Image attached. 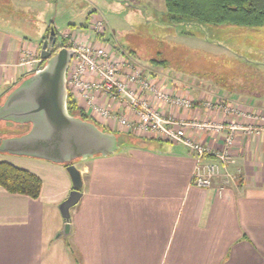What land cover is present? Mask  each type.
I'll use <instances>...</instances> for the list:
<instances>
[{"label":"crops","instance_id":"0c3cea01","mask_svg":"<svg viewBox=\"0 0 264 264\" xmlns=\"http://www.w3.org/2000/svg\"><path fill=\"white\" fill-rule=\"evenodd\" d=\"M95 13L87 18L90 27L57 32L61 44L66 36H79L97 45L105 41L115 59L135 62L157 89L193 100L194 108L185 110L146 95L164 118L200 125L188 126L187 137L215 153L223 150L224 140L235 126L231 151L236 164L230 168L234 181L224 184L217 179L209 189L193 186L196 162L183 144L127 132L113 120L92 115L80 95L76 96L77 107L100 128L164 142L157 148L126 147L109 157L77 161L84 189L71 210L72 230L67 239L61 235L66 221L60 206L73 185L65 166L0 156V162L27 170L43 181L38 199L0 188V264H264V97L244 91L231 94L207 83L184 86L157 69L144 68L133 54L105 36L107 20ZM101 21L106 32L98 36L93 26ZM50 26L49 37L54 28ZM28 46L36 50L28 40L0 29V97L30 74L20 65L22 50ZM127 71L125 66L122 73ZM96 98L99 106L133 118L126 106L113 104L100 94ZM219 100L240 114L230 117L204 107L208 101ZM164 143L172 150L165 149ZM217 161L215 156L205 159V163Z\"/></svg>","mask_w":264,"mask_h":264},{"label":"rangeland","instance_id":"374dc122","mask_svg":"<svg viewBox=\"0 0 264 264\" xmlns=\"http://www.w3.org/2000/svg\"><path fill=\"white\" fill-rule=\"evenodd\" d=\"M95 11L107 20L105 36L132 52L144 68L157 69L184 86L207 83L231 94L264 97V28L175 23L165 0H0V29L35 45L34 60L49 38L50 25L59 34L73 26L90 27L87 18ZM62 41L58 37L57 46ZM64 45L74 43L67 39ZM18 131L17 125L0 122V138L17 136ZM164 146L172 150L170 144Z\"/></svg>","mask_w":264,"mask_h":264},{"label":"built area","instance_id":"2783aa9c","mask_svg":"<svg viewBox=\"0 0 264 264\" xmlns=\"http://www.w3.org/2000/svg\"><path fill=\"white\" fill-rule=\"evenodd\" d=\"M93 29L98 36H102L106 32L105 23L95 22ZM67 39L74 43V46L61 47L74 51L68 70V73L70 72L67 78L68 93L73 99L80 95L87 111H91L92 115L100 119L113 120L117 127L127 132L134 131L142 136L149 134L168 142L183 144L195 158L196 165L192 176V184L195 187L209 189L217 179H223L224 184L234 181L230 168L236 164L231 151L234 142L233 133L237 129L235 126L230 128V133L224 140L223 150L219 153L213 152L203 144L188 138L185 133L188 126L197 128L200 125L178 121L171 117L164 118L146 95L151 94L159 103L185 110L194 108L193 100L157 89L135 62L128 61L129 58H123V61L115 59L113 50L105 45L107 43L105 41L97 45L88 40L82 41L79 36L76 39L66 36L64 40ZM34 55L35 51L29 46L23 48L20 65L27 67L30 73L38 72L39 64L42 62L41 55L33 60ZM125 66L128 67L126 75L122 73ZM87 76H92L93 80H86ZM97 94L109 98L113 104L126 106L133 118L130 119L125 114H114L109 108L99 106ZM204 105L208 110L221 112L230 117L240 114L235 107L226 105L222 100L208 101ZM248 131L251 132L252 129ZM209 156H215L218 161L205 163V159Z\"/></svg>","mask_w":264,"mask_h":264},{"label":"water","instance_id":"95a60500","mask_svg":"<svg viewBox=\"0 0 264 264\" xmlns=\"http://www.w3.org/2000/svg\"><path fill=\"white\" fill-rule=\"evenodd\" d=\"M73 57V50L57 46V33L52 29L42 45L39 71L18 82L0 104V122L30 126L23 135L0 138V154L63 165L71 178L73 189L60 206L66 221L61 231L65 239L71 235V210L84 189L75 162L109 157L121 149L115 133L69 112L67 75Z\"/></svg>","mask_w":264,"mask_h":264},{"label":"trees","instance_id":"16d2710c","mask_svg":"<svg viewBox=\"0 0 264 264\" xmlns=\"http://www.w3.org/2000/svg\"><path fill=\"white\" fill-rule=\"evenodd\" d=\"M165 8L168 16L172 21H176L175 23H200L217 27L233 26L249 29L264 28V0H165ZM54 30L57 33L56 29ZM127 53L133 54L132 52ZM158 63L164 62L159 61ZM3 97L4 95L0 98ZM68 109L72 115L92 122L77 107L71 94L68 98ZM17 127L19 129L17 135H23L30 130V126L17 125ZM101 129L105 132H112ZM114 133L120 138L121 149L126 147L157 148L164 142L157 139H142L131 134ZM122 139L126 142L122 143ZM42 186L43 181L37 175L8 162H0V188L7 193L38 199Z\"/></svg>","mask_w":264,"mask_h":264}]
</instances>
